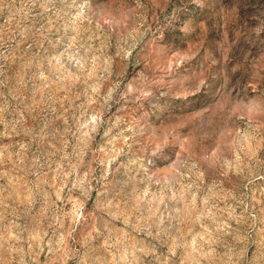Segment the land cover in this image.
I'll list each match as a JSON object with an SVG mask.
<instances>
[{"label":"rangeland","instance_id":"obj_1","mask_svg":"<svg viewBox=\"0 0 264 264\" xmlns=\"http://www.w3.org/2000/svg\"><path fill=\"white\" fill-rule=\"evenodd\" d=\"M0 264H264V0H0Z\"/></svg>","mask_w":264,"mask_h":264},{"label":"clouds","instance_id":"obj_2","mask_svg":"<svg viewBox=\"0 0 264 264\" xmlns=\"http://www.w3.org/2000/svg\"><path fill=\"white\" fill-rule=\"evenodd\" d=\"M201 83H203V81H202ZM160 95H161L160 100H159V101H153V103H157V102H158V103L161 104L162 110H161L160 114L162 115V114H163V111L166 110L167 107H169V100H168L167 96L163 95L162 93H161ZM175 99H176V100H179L180 98H179V97H176ZM99 122H100V116H98V115H94V116L92 117L91 121H90V123H93V124H98ZM82 127H87V125H82ZM91 130H92L93 132L96 131L95 126L92 127ZM104 135L107 136L108 133L105 132ZM161 147H162V145L157 146V148L153 151L152 154H153V155H156L157 152L160 151V148H161ZM160 157L163 158V153H160ZM154 163H155V162H154Z\"/></svg>","mask_w":264,"mask_h":264}]
</instances>
